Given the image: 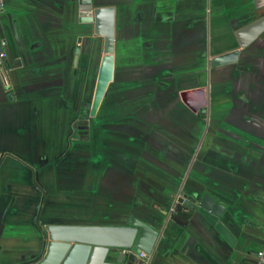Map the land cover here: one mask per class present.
Listing matches in <instances>:
<instances>
[{
  "label": "crops",
  "instance_id": "obj_1",
  "mask_svg": "<svg viewBox=\"0 0 264 264\" xmlns=\"http://www.w3.org/2000/svg\"><path fill=\"white\" fill-rule=\"evenodd\" d=\"M84 2L113 9L111 57ZM263 16L264 0H6L0 264L39 259L47 225L131 219L158 233L133 264H262L264 33L244 49L235 34ZM234 49L236 63L210 67ZM84 98L103 102L104 124L60 161ZM205 193L224 206L233 247L185 199ZM179 198L187 217L171 219Z\"/></svg>",
  "mask_w": 264,
  "mask_h": 264
},
{
  "label": "water",
  "instance_id": "obj_2",
  "mask_svg": "<svg viewBox=\"0 0 264 264\" xmlns=\"http://www.w3.org/2000/svg\"><path fill=\"white\" fill-rule=\"evenodd\" d=\"M84 2L82 11H89L94 19V33L103 39V54L111 57L114 53V12L112 8L91 10ZM264 33V16L241 28L236 34L239 49L248 47L259 35ZM3 52L0 47V53ZM239 50L218 55L210 59V67L216 68L236 63ZM1 64V60H0ZM103 76L97 87V98L104 83V61L101 65ZM185 198V197H184ZM196 212L230 246L235 239L229 229L221 222L224 206L208 194L200 198H185ZM183 198L170 211H165L171 219L176 216L186 218L183 213ZM188 211V210H187ZM189 213V212H188ZM44 253L31 264H133L137 256H149L154 248L158 233L147 225L131 219L127 226H81L47 225L43 229Z\"/></svg>",
  "mask_w": 264,
  "mask_h": 264
},
{
  "label": "rangeland",
  "instance_id": "obj_3",
  "mask_svg": "<svg viewBox=\"0 0 264 264\" xmlns=\"http://www.w3.org/2000/svg\"><path fill=\"white\" fill-rule=\"evenodd\" d=\"M102 76H103V72H101V67H99V69L97 68V72L95 74V85L98 84V81ZM93 98H94V94H93ZM80 103H81L80 109L77 114H74L73 117L74 122L72 125V131L70 132L66 140L65 139L63 140L62 145H65L64 147L66 149L63 154L60 153L57 156L58 158H61L59 159L60 161L65 159L66 155L68 154L67 152H70L69 149L72 150V147L89 146V142H90L89 131L91 130L97 131L99 130V128L96 125L101 126L102 124H104L103 122H100L101 120H104V115H105V107L103 106V102L102 104L100 103V105H98L96 108L93 107L92 101L91 103L90 102L88 103V101H86L85 98L84 100H80ZM64 112H65L64 117L66 119H69L70 116L67 113V111ZM57 141H59V139H57ZM73 166L74 165L71 162L69 163L68 161L65 163L63 167L66 170L72 171ZM100 211H103V209L98 208V212ZM88 212H89V208H86L85 206H83L82 211H80V213H84V214H87Z\"/></svg>",
  "mask_w": 264,
  "mask_h": 264
},
{
  "label": "built area",
  "instance_id": "obj_4",
  "mask_svg": "<svg viewBox=\"0 0 264 264\" xmlns=\"http://www.w3.org/2000/svg\"><path fill=\"white\" fill-rule=\"evenodd\" d=\"M5 4H6V0H0V11H2V10L4 9ZM3 57H4V55H3L2 53H0V60H1V58H3ZM139 256H140V257H143L141 254H140ZM257 256H258L260 262H261L262 264H264V252H258V253H257Z\"/></svg>",
  "mask_w": 264,
  "mask_h": 264
},
{
  "label": "trees",
  "instance_id": "obj_5",
  "mask_svg": "<svg viewBox=\"0 0 264 264\" xmlns=\"http://www.w3.org/2000/svg\"><path fill=\"white\" fill-rule=\"evenodd\" d=\"M155 206H156V205H153V207H152V208H154V209H155V208H156Z\"/></svg>",
  "mask_w": 264,
  "mask_h": 264
}]
</instances>
